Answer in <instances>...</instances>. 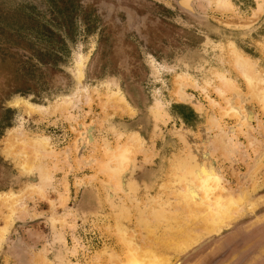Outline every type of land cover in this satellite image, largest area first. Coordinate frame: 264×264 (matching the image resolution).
<instances>
[{"label": "rangeland", "instance_id": "374dc122", "mask_svg": "<svg viewBox=\"0 0 264 264\" xmlns=\"http://www.w3.org/2000/svg\"><path fill=\"white\" fill-rule=\"evenodd\" d=\"M225 1L0 0V264H113L126 233L167 264H264V0ZM220 77L235 85L222 96ZM216 120L246 158L212 150ZM126 141L119 177L105 151ZM199 164L238 209L205 230L190 218L198 235L174 247L190 222L180 178Z\"/></svg>", "mask_w": 264, "mask_h": 264}, {"label": "bare ground", "instance_id": "6f19581e", "mask_svg": "<svg viewBox=\"0 0 264 264\" xmlns=\"http://www.w3.org/2000/svg\"><path fill=\"white\" fill-rule=\"evenodd\" d=\"M218 2L221 3V5L224 9H229L231 7V3L228 1L218 0ZM262 7H264V6H262L261 3H258L254 14H257L258 12H260L262 10ZM250 20H251V18H250ZM239 57H240L239 58L240 64L238 65L239 70L242 73L243 77L245 78L247 85L252 86L251 78L247 74V71L249 70V66H248L249 61L245 57H241V56H239ZM81 62H83L82 59H81ZM80 65H79V67L82 66V65L81 66ZM219 80H220L221 85L215 87L214 90L217 91V93L220 94L221 96L224 95L225 93H227L226 92L227 90H230L235 86V85H233L234 81L230 80L226 77H220ZM261 89L262 90L258 91L259 101L262 104V108H264V88H261ZM183 91L184 90H182V87L180 88V86H179V88L177 90V94H183L184 95ZM113 96H114L113 93L109 94V98L113 97ZM115 96L117 98V94H115ZM209 101H210V99H209ZM213 102L214 101H212V104H213ZM193 104H194V102H193ZM74 105H75V103L72 100H66V101H63L62 105L57 107V109H59L60 111L61 110L65 111V110H68V109H66L67 107L73 108ZM116 105H118V103H116ZM197 106H198V104H197ZM228 106L230 107L229 103H228ZM34 111H36V110H34L32 107L29 108V112H34ZM222 111H223L222 116L228 114L227 110L222 109ZM242 112L243 111L237 112V111L233 110V114L237 117V120H238L237 125L239 127H243V125H245L247 122V120H245V117H244ZM69 115H70V112H69ZM216 126L218 129V133L213 137L211 136L210 137L211 139L209 140V146L212 148V150L218 151V152L220 151L221 152L220 154H224L225 156H230V158L228 157L229 159H231V157L235 159L238 156L237 154H239V153L241 155V158H243V159L246 158L248 152L246 153V148L243 146V144H240V142L237 140L233 128L229 127V131L226 132L223 128V125H221L219 123V120H216ZM83 136H84V133H83ZM13 144L15 145V143H13ZM15 146H17V143ZM19 146L21 147L22 151L27 152L26 149L32 148V151L38 150L39 152H41L40 151L41 149H43L45 146L46 147L49 146V142L47 140H43V139H33V138L27 139V138H25L22 141L21 145H19ZM252 147H254V146L252 145ZM133 150H134V148H133L131 142L126 141L121 146H116V148L114 149L113 152L111 150H109L108 152H107V150L105 151L107 153V156H111V158H113L112 161H114L116 166H117V170H115V171L118 173L119 177H120L122 171L128 166L129 157L131 156L130 153ZM32 153H34V152H32ZM41 153H44V149L42 150ZM33 157H35L34 154H33ZM84 161H86V160H84ZM110 161L111 160H109L107 162L110 163ZM81 162H83V161H81ZM112 168L113 167L108 168V169L112 170ZM104 169L105 168H103L102 170L104 171ZM107 171H110V170H107ZM107 171H105V173ZM218 174L215 173V171H213L211 167H209V169H208L206 166H202L200 164L198 166H194V167L193 166L186 167L185 172L183 173V175L180 178V183L182 184V187H181L182 193L181 194H182L183 198L185 199V201H187V203L190 206L186 209V210H189V211H186V213H187V216H188V219L190 222H189V224L187 223L188 227L186 226V227L181 229V231H180L181 238L180 239L178 238V240L173 239L174 240V242H173L174 247H178V248L182 247L185 242L188 243L190 241H193L194 238L198 235L197 233L193 232V223L191 222V220L196 219L198 221V227L200 229L205 230V229L209 228L210 223L208 224V222H207L208 218L211 219L212 221L215 220V222L218 223V222H221L222 220H224L225 217H230L238 209L237 204H238V201L240 200L239 197H237L235 195L231 196L232 192H230V188L226 187V185H225L226 183L224 184L222 178L219 176L220 174L219 175ZM61 198H63L65 200V197L63 195L61 196ZM12 201H13V199L11 197H8V199L4 200V204L9 205L10 207H14L13 202H15V201H13V202ZM190 218H191V220H190ZM200 229H198V230H200ZM122 233H124V232H122ZM126 234H122V235L119 234L120 236L118 237L120 242H122L123 246L126 248L124 259L118 258L119 256H117V255H115V256L111 255L110 259H111L113 264H167L168 260H165L163 257H161L160 261H159V256L156 255L154 252H151L150 248L146 247L147 246L146 244H144V243L142 244V241L135 240L136 238H134V237L136 235L134 236V234H132L129 236L127 234L128 235L127 236ZM195 234H197V235H195ZM155 257H157V258H155Z\"/></svg>", "mask_w": 264, "mask_h": 264}]
</instances>
